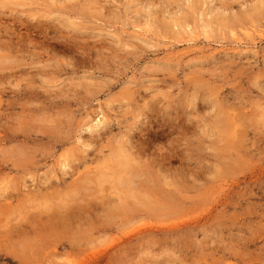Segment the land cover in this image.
<instances>
[{"label": "rangeland", "instance_id": "1", "mask_svg": "<svg viewBox=\"0 0 264 264\" xmlns=\"http://www.w3.org/2000/svg\"><path fill=\"white\" fill-rule=\"evenodd\" d=\"M94 263L264 264V0H0V264Z\"/></svg>", "mask_w": 264, "mask_h": 264}, {"label": "bare ground", "instance_id": "2", "mask_svg": "<svg viewBox=\"0 0 264 264\" xmlns=\"http://www.w3.org/2000/svg\"><path fill=\"white\" fill-rule=\"evenodd\" d=\"M4 50H5V49H4ZM11 70H12V69H11ZM17 73H18V72H17ZM6 74H7V73H6ZM7 75H8V74H7ZM7 75H6V76H7ZM19 75H20V74H19ZM3 76H4V75H3ZM9 76H10V75H9ZM13 76H14V75H13ZM100 114H101V113H100ZM102 114H103V113H102ZM98 116H99V115H98ZM102 116H103V115H102ZM99 118L101 119V117H99ZM99 118H98V119H99ZM100 119L97 120V121L100 122L103 118H102L101 120H100ZM104 120H105V119H104ZM97 121L94 122V123L97 124ZM103 122H104V121L102 120V124H103ZM98 124H99V123H98ZM102 124H99V125L101 126ZM89 126H92V125H89ZM97 126H98V125H97ZM92 127H94V126H92ZM121 152H122V151H121ZM62 162H63V161H62ZM60 164H61V163H60ZM65 165H66V164H63V165L61 164V166H65ZM66 167H67V165H66ZM102 169H103V167H102ZM140 172H141V171H140ZM107 173H108V172H107ZM107 173H106V174H107ZM142 175H144V174H142ZM131 176H132V175H131ZM136 176H137V175H136ZM161 177H162V176H161ZM138 178H139V177H138ZM126 180L129 182L130 179L127 177ZM119 181L121 182V180H119ZM125 182H126V181H125ZM125 182H124V184H125ZM128 182H127V183H128ZM122 183H123V182H122ZM221 187H222V186H221ZM225 187H226V186H225ZM229 187H230V186H229ZM132 188H133V187H132ZM221 190H222V189H221ZM207 211H208V210H207ZM202 213H203V212H202ZM193 222H194V221H193ZM188 223H189V222H188ZM186 224H187V223H185L184 226H185ZM179 226H182V225H179ZM179 226H178V227H179ZM182 227H183V226H182ZM174 228H175V227H174ZM176 229H177V227H176ZM178 229H180V228H178ZM144 232H145V231H144ZM146 232H147V231H146ZM148 232H149V231H148ZM160 232H161V231H160ZM149 233H150V232H149ZM150 234H151V233H150ZM65 247H66V246H65ZM94 264H95V263H94Z\"/></svg>", "mask_w": 264, "mask_h": 264}]
</instances>
